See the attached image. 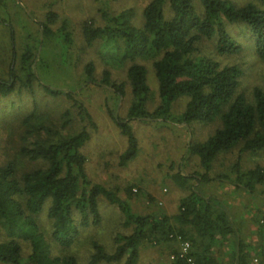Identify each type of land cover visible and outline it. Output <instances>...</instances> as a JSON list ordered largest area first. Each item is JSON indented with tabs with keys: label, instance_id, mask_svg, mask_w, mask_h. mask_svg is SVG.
I'll list each match as a JSON object with an SVG mask.
<instances>
[{
	"label": "trees",
	"instance_id": "obj_1",
	"mask_svg": "<svg viewBox=\"0 0 264 264\" xmlns=\"http://www.w3.org/2000/svg\"><path fill=\"white\" fill-rule=\"evenodd\" d=\"M106 20L104 27L87 22L83 35L89 46L101 41L114 47L111 55L129 65L127 80L133 101L127 116L109 112L127 139L121 166H127L139 151L130 122L165 118L172 104L187 96L189 102L180 123L207 125L218 119L221 123L206 141L190 142L187 148V155L199 160L203 173L186 176L179 172L172 177L188 191L176 214L137 215L116 193L88 180L87 157L81 150L90 134L86 128L68 130L71 110L63 113L59 123L45 120L36 110L21 121L24 131L15 160L0 166V264H79L73 255H55L53 245L70 247L84 229L98 226L102 221L101 198L120 208L130 232L114 237L112 251L93 241L90 264H136L145 242L190 244L187 254L174 248L173 258L161 264H253L255 256L264 264V236L261 243H247L245 220L238 218L225 201L202 193L192 183H226L233 186L235 194L264 201V167L245 171L241 166L243 154L264 152V87L256 86L250 94L241 91L244 70L223 60L245 50L235 30L251 35L255 54L264 58V0H246L243 4L238 0H151L143 10L140 26L131 21L129 12L107 14ZM42 28L44 34L52 33L49 25ZM15 40L12 29L13 59L8 78H0V100L16 91L33 94L34 82L39 80L30 48L20 60L24 75L18 74ZM208 43L212 48H207ZM145 59L153 60L162 101L153 112L147 110V69L139 63ZM93 72L90 64L86 68L89 79L93 80ZM99 83L121 98L126 96L125 84L112 81L110 71ZM41 87L52 98L73 102L82 117L91 119L77 101L76 92L44 84ZM237 149L239 158L229 174L211 177L218 157ZM19 163L33 166L22 170ZM126 193L132 196V188ZM44 216L51 240L41 226ZM256 223L260 225L258 218ZM259 228L263 235L264 225Z\"/></svg>",
	"mask_w": 264,
	"mask_h": 264
},
{
	"label": "rangeland",
	"instance_id": "obj_2",
	"mask_svg": "<svg viewBox=\"0 0 264 264\" xmlns=\"http://www.w3.org/2000/svg\"><path fill=\"white\" fill-rule=\"evenodd\" d=\"M150 1L0 0V78H8L13 59V29L17 44L18 74L24 75L20 71V60L30 48L33 59H36L33 70L39 79L34 82L33 94L26 90L16 91L0 100V166L15 160L20 136L24 131L21 121L25 117L37 110L45 120L59 123L63 113L71 110L72 124L68 130L80 132L86 128L90 134V140L81 152L87 157L86 172L92 185L99 184L113 191L137 215L177 213L180 200L188 191L175 184L172 177L179 172L186 176L195 175V172L203 173L199 160L187 155V148L190 142L206 141L221 126L219 119L207 125L180 123L189 102L187 96H182L172 104L171 111L165 118L130 122L138 139L139 151L127 166H121L120 158L127 148V139L122 136L109 112L112 111L121 118L127 116L133 101L127 80L129 65L116 61L111 55L114 47L109 44L102 45L101 41L89 46L83 35L87 22H92L96 27H104L107 24V14L118 16L129 12L131 21L140 26L143 10ZM244 1L246 0H238L242 4ZM51 14H56L57 18L51 17ZM42 25H49L52 33L44 34ZM235 34L245 44V50L237 56L223 60L227 64L239 65L244 70L241 91L250 94L254 87H264V58L255 54L251 35L243 36L238 30H235ZM207 48L212 46L208 43ZM139 63L147 69L150 87L147 110L153 112L162 104L153 60H140ZM90 64L94 68L93 80L86 74V68ZM106 71H110L112 81L125 84L124 98L119 97L112 89L98 85ZM42 84L76 92L77 101L84 106L83 111L86 110L91 119L82 117L79 114L80 109L73 102L45 94ZM238 158V149L219 156L210 176L229 174ZM19 164L22 170H29L33 166L28 163ZM241 166L245 171L257 166L264 167V152L243 154ZM192 183L202 193L225 201L238 218L245 220L247 243H261L264 236L260 232L263 229L259 228L264 225L262 198H252L243 193L235 194L232 192L233 186L226 183ZM129 188H132V196L126 193ZM100 213L102 221L98 226L84 229L70 247L53 245L54 254L73 255L79 264H90L93 241L112 251L114 237L117 234H128L130 229L124 226L125 216L120 208L105 198L100 199ZM43 218L42 229L51 240L50 225L45 221V216ZM257 218L260 220L259 226L256 223ZM174 248L181 249V245L177 242L166 245L145 242L140 248V257L136 264L166 263L173 258ZM256 259L261 264L258 256L254 257L253 264Z\"/></svg>",
	"mask_w": 264,
	"mask_h": 264
},
{
	"label": "built area",
	"instance_id": "obj_3",
	"mask_svg": "<svg viewBox=\"0 0 264 264\" xmlns=\"http://www.w3.org/2000/svg\"><path fill=\"white\" fill-rule=\"evenodd\" d=\"M181 252H182V255L184 254H187L189 249H190V244L189 243H182L181 245ZM189 262H192V260H189ZM255 264H259V260H255Z\"/></svg>",
	"mask_w": 264,
	"mask_h": 264
}]
</instances>
